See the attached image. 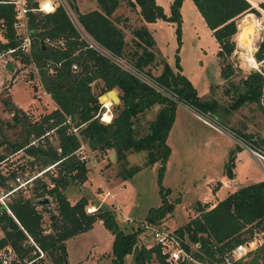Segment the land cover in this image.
<instances>
[{"label":"trees","instance_id":"trees-1","mask_svg":"<svg viewBox=\"0 0 264 264\" xmlns=\"http://www.w3.org/2000/svg\"><path fill=\"white\" fill-rule=\"evenodd\" d=\"M181 1H170L169 14H165L155 0H95L97 7L85 11H79L71 0H66L73 17L62 3H57L52 11L27 12L30 54L17 48L12 55L19 54L21 61L33 63L42 89L48 93L54 106L38 120H29L16 103L6 96L1 99L4 108L11 113L12 122L9 125H20L23 134L13 140L0 139L3 149L0 151V162L6 157L5 153L19 150L24 153L31 170H40L54 162L57 170L54 174L48 170L41 173L47 176L50 185L40 174L32 178L30 194L17 189L9 195L6 204L12 215L0 204V248L10 246L16 264H42L43 258L38 257L33 244H26L28 236L53 264H61L66 256L65 240L90 229L97 220L112 234L111 264H123V257L127 253L132 254L136 264L151 257L159 264L165 263L164 256L156 246L137 245L138 230L125 231L120 228L110 208L95 206L91 211H86L87 200L84 195L71 203L63 189L70 180L81 183L86 178L85 161L75 153L80 141L94 150L113 148L119 160L125 157L127 150L145 149V164L159 160L157 183L160 203L149 207L144 217L158 222L172 210L173 203L166 197L169 189L162 186L161 177L170 152L166 137L174 119L175 107L180 102L204 115L213 113L218 104L215 98H201L198 95L190 79L181 72L177 53L174 58L175 69L163 60L159 73L152 74L149 66L155 61L156 52L150 31L143 23L131 27V36L126 40L125 23L122 22L126 16H120L117 9L124 3L131 9L137 7L143 21L151 22L156 18L173 21L175 38L179 44ZM192 1L217 43L215 54L220 61L219 74L229 81L233 68L228 57L235 48L233 35L239 34L236 17L256 10L248 0ZM26 3L29 7L37 5L36 0H26ZM13 20L12 4L0 2L2 51L15 47L19 41ZM44 37L53 41L61 38L63 44L45 43ZM252 56L256 62L264 60V30ZM71 62L76 63L75 70L70 68ZM49 65L52 70H48ZM95 84H99L98 91L92 89ZM228 85L225 93H231L230 108H237L244 102H255L261 106L264 101V74L260 68L249 71L239 83L229 82ZM110 88L118 90L119 102L112 104L111 119L105 123L99 120L102 109L100 102L105 104L106 93L103 92ZM153 104H157L158 108L148 123V130L138 136L135 119ZM72 126L77 127L76 133L71 131ZM49 128H54L59 151L49 143L47 136H41ZM232 132L247 142L241 134ZM259 142H262L261 138ZM248 146L252 148L254 145ZM240 148L235 144L227 152L223 170L229 178L233 177L235 152ZM260 152L264 153V149H260ZM138 168H128L123 177L127 178ZM15 172L14 169L6 170L5 174L0 171V185L4 190L10 188V179ZM45 194L54 203L52 210L46 207L47 204L37 208L34 203L35 199ZM196 204V213L176 227L175 231L186 239L182 243L185 248L188 249L194 242L198 243V251L194 252L197 258L211 260L224 248L250 235L253 227L264 219V180L239 185L212 206L199 200ZM42 211L48 213L47 231L42 224ZM260 256L264 264V252Z\"/></svg>","mask_w":264,"mask_h":264},{"label":"rangeland","instance_id":"rangeland-1","mask_svg":"<svg viewBox=\"0 0 264 264\" xmlns=\"http://www.w3.org/2000/svg\"><path fill=\"white\" fill-rule=\"evenodd\" d=\"M36 1L38 2V0ZM62 1L67 6L66 0H54L56 4ZM71 1L78 10V3L84 11L90 7V0ZM156 1L161 5L163 12L169 14L171 0ZM42 4L48 8L50 6L49 0L42 1ZM125 7L124 3L118 6L117 12L120 13V16ZM68 11L73 17L69 8ZM249 13L244 12L236 17L239 34L233 35L235 48L228 57L233 68V74L229 81L223 79L219 74L220 61L215 54L216 42L192 0H184L180 6L179 44L175 38L173 21L156 18L147 26L145 25L151 33L155 46L153 49L156 52L155 61L149 66L150 72L152 74L159 73L163 60L172 69H175L174 58L177 53L181 72L190 79L198 95L201 98H215L218 104L213 113L204 115L182 103H177L175 107L174 119L166 137L170 152L161 177L162 186L169 189L166 197L173 203L172 210L160 218V221L169 228H176L192 217L196 213L197 198H209L208 189H210V193L214 194L213 188L220 185L222 180L228 184L227 188H233L248 179L262 178L263 176L259 162L250 154L244 144L251 145V147L254 145L255 147L252 148L256 150L258 148L259 151L264 149V101L261 102V106L255 102H244L233 109L229 107L231 93H225L229 82L239 83L240 79L252 69L260 68L264 74V60L256 62L251 54L262 37V31L254 26V15H258L259 12ZM130 17L132 18L133 15ZM129 25L136 27L140 24L136 22L128 24L125 31L126 40L131 36ZM14 28L18 35L24 31L22 25H16ZM1 40L3 37L0 28ZM2 52L0 50V53ZM4 57H7V61L11 65L10 70L2 67V58ZM99 84L92 86V89L98 91ZM114 89L116 92L118 91L116 88ZM5 96L13 103H18L29 120H38L44 112L52 107L51 98L42 89L35 66L32 62L21 61L19 54L4 53L0 59V139L13 140L20 138L23 130L18 124L9 125L12 122L11 113L1 103V99ZM107 102H110L108 106H106ZM104 103L102 105L100 102L102 107L100 114L102 110L105 112L107 109V112L104 113V119L107 120L110 116L109 112L112 116L111 106L115 103L111 102L110 96L106 94ZM157 108L158 105L153 104L137 115L135 128L138 136L147 132L148 123L154 117ZM199 115L216 126L203 120ZM232 131L241 134L247 139V142L235 136ZM259 138L262 139L261 143ZM48 140L53 144V136ZM235 144L244 149V154L241 153L234 167L237 179L233 182L224 174L223 167L228 150ZM1 150L3 149L0 146ZM146 151L145 149L127 150L125 157L119 160L116 158L113 148L94 150L90 149L84 141H80V146L75 153L85 161L86 178L81 183L70 180L63 189L70 202H74L80 195H84L87 200L86 211L92 210L93 208L88 209L92 206L110 208L120 228L125 231L138 230L137 245L150 243V234L148 230L141 227V223L145 219L147 209L160 203L157 183L159 160L145 164ZM5 155L6 157L0 162V170H10L15 166L23 174L31 170L22 151L5 153ZM134 166L139 168L124 178L128 168ZM56 170L57 167L54 165L48 171L54 174ZM41 177L48 183L49 179L46 175L41 174ZM10 182L12 181L10 180ZM48 185L50 184L48 183ZM31 186L32 183L28 184L23 192L30 194ZM3 191L4 188L0 185V194ZM224 192L221 189L218 195L222 196ZM44 196L49 198L46 207L52 210L53 201L49 195L45 194ZM204 202L210 204L211 200ZM37 208H40L39 204H37ZM42 224L44 230L47 231L49 218L46 211H42ZM109 240L110 232L101 221L97 220L90 229L68 239V259L72 263L77 261V264H111V253H106L110 246ZM93 252L97 253L92 255ZM42 258V264H53L44 253ZM65 258L68 261L66 256ZM123 264H136L131 253L125 254ZM141 264H159V262L151 257Z\"/></svg>","mask_w":264,"mask_h":264},{"label":"built area","instance_id":"built-area-1","mask_svg":"<svg viewBox=\"0 0 264 264\" xmlns=\"http://www.w3.org/2000/svg\"><path fill=\"white\" fill-rule=\"evenodd\" d=\"M44 0H38L37 5L35 7L27 6L26 0H0V2H8L12 4V8L14 11V20L13 26H24V31L21 35H19V41L15 47L7 48L2 53H7L8 55H12V52L15 49H19L21 52L30 54V44H31V37L27 31L26 21H27V12L29 10H38L41 12H48L52 11L55 7V3L53 0H49V8H45L42 4ZM254 26L257 29L263 32L264 30V13H261L255 17L254 19ZM18 35V33H17ZM43 41L48 44L56 43L59 45L63 44L61 38H57L53 41V39L49 37H44ZM7 57L2 58V67L6 64ZM70 68L75 70L77 65L75 62H71ZM48 70H52V66H48ZM110 111V110H109ZM103 112V110H102ZM102 112L99 114V120L102 122H109L111 119V113L109 112V118L107 120L102 119ZM68 120V119H67ZM77 127L72 126L71 131L76 133ZM54 128H49L44 131L41 135L47 136L48 139H51L53 136V145L56 146V150L59 151L60 147L57 145V139L54 133ZM30 142H34L31 140ZM245 147L248 149L250 154H252L256 160L260 164V168L262 170L263 176L262 179L264 180V153L253 150L246 144ZM80 146V144H79ZM79 146L77 148H79ZM76 151V150H75ZM82 159L81 157H79ZM55 163V162H54ZM54 163L46 165L44 168L40 170H32L30 173H22L17 170L16 166L11 168L10 170L14 169L16 172L14 176L10 179V188L4 190L0 194V204L1 206L10 214L12 215L11 211L9 210L6 201L9 195H11L15 190L21 189L22 191L25 190L26 186L31 183L32 178L40 175L45 170H50ZM1 173L5 174L6 171L0 170ZM89 209V208H88ZM94 209V208H93ZM91 211V210H89ZM141 227L148 230L150 234V243L144 244L145 247L156 246L164 257V264H263L261 260L260 254L264 252V219L261 220L258 224H256L250 235H248L243 240L236 242L229 247H226L220 252L219 254H215V258L211 260H201L194 255L195 251H198V243L194 242L190 244L189 248H185L183 246V242L186 241L184 237H181L176 231L175 228H169L166 224L162 223L161 221L154 222L151 220L144 219L141 223ZM28 244L29 242L33 244L34 248L38 251V257L42 256L43 252L41 249L33 242L31 237L28 236ZM0 262L2 264H16L15 254L10 246L6 245L0 248ZM255 262V263H254ZM26 264V263H21Z\"/></svg>","mask_w":264,"mask_h":264},{"label":"crops","instance_id":"crops-1","mask_svg":"<svg viewBox=\"0 0 264 264\" xmlns=\"http://www.w3.org/2000/svg\"><path fill=\"white\" fill-rule=\"evenodd\" d=\"M183 1L184 0H182L181 1V4H180V6L182 5V3H183ZM249 2H250V4H251V6H253V8H255V12H259V14H260V12L261 13H264V0H248ZM53 2H54V0H53ZM155 2L156 3H158L159 4V2H157L156 0H155ZM55 3V5H56V2H54ZM78 3V2H77ZM89 3H90V7L89 8H87L86 10H89V9H92V8H96L97 7V5H96V2H95V0H90L89 1ZM78 5V7H79V11H84V10H82V8L79 6V3L77 4ZM180 6H179V12H180ZM195 6V5H194ZM137 7H135V9H131V8H129V7H125L124 8V10H123V15H122V17L123 16H126V19L123 21L122 20V22H124L125 23V26H124V31H126L127 30V27H128V24H130V23H134V22H136L137 24H145L146 26L150 23V22H147V21H143V20H141L140 19V16H139V14H138V12H137ZM197 10V9H196ZM132 13V14H131ZM165 13V12H164ZM199 13V12H198ZM248 13V12H247ZM250 14V13H249ZM258 14V15H259ZM131 15H133V17L131 18L130 16ZM258 15H254L255 17H257ZM255 17H254V19H255ZM121 22V23H122ZM129 27H132V25H129ZM211 32V31H210ZM126 35V34H125ZM255 48V47H254ZM253 48V49H254ZM216 49H217V43H216ZM252 54V53H251ZM46 93V92H45ZM46 94H48V93H46ZM49 96V95H48ZM51 102H52V107L51 108H53V101H52V99H51ZM179 103V102H178ZM181 104V103H180ZM16 105H19L18 103H16ZM184 105V104H183ZM50 108V109H51ZM50 109H48L47 111H49ZM46 111V112H47ZM245 148V147H244ZM246 149V148H245ZM241 153L242 154H244V149L241 147L239 150H237L236 152H235V159H234V166H233V169H232V172H233V177L231 178V180L233 181V182H235L236 181V179H237V177H236V170L234 169V167H235V165H236V163H237V161L239 160V157H240V155H241ZM260 179H262V178H252V179H248V180H246L244 183H242V184H245V183H248V182H252V181H256V180H260ZM224 183V184H223ZM241 184V185H242ZM227 186H228V184H225V180H222L221 181V184L220 185H218V186H216V187H214L213 188V193L214 194H212V193H210L209 192V190L210 189H208V194L210 195V197L208 198V197H206V198H197L200 202H204V201H206V200H211V203H210V206H212L218 199H220V198H222L226 193H227V191H231V190H233V189H235L236 188V185L235 186H233V188H227ZM238 186V185H237ZM224 188V189H223ZM222 189V191L224 192V190H225V192L223 193V195L222 196H220V195H218L219 193H220V190ZM204 199V200H203ZM72 203V202H71ZM70 238V237H69ZM69 238H67L66 240H65V247H66V257H67V259H68V253H67V241H68V239ZM111 239H112V234L110 233V240H109V242L111 243ZM95 253H97V252H93V254L92 255H95ZM106 253H110V246H109V248L106 250ZM89 256V255H88ZM91 256V255H90ZM108 256H110V255H108ZM77 264L78 262L77 261H75V262H71L69 259H68V264Z\"/></svg>","mask_w":264,"mask_h":264},{"label":"water","instance_id":"water-1","mask_svg":"<svg viewBox=\"0 0 264 264\" xmlns=\"http://www.w3.org/2000/svg\"><path fill=\"white\" fill-rule=\"evenodd\" d=\"M62 5L66 8V10L68 11V7L66 6V4L62 1L61 2ZM69 12V11H68ZM4 68H7V69H11V65L9 62H6V64L4 65ZM105 93L107 95L110 96V100L111 102L113 103H117L119 102V97H118V94L116 92V90L114 88H110L108 90L105 91ZM169 95V94H168ZM180 103V102H179ZM196 112V111H195ZM198 113V112H197ZM200 114V113H199ZM200 116V115H199ZM203 120L207 121L208 123H211L212 125H215L213 122L209 121L208 119L200 116ZM216 126V125H215ZM49 202V198L47 196H43V197H40V198H37L34 200V203L35 204H39V205H42V204H47ZM26 244H28V242L26 241ZM62 264H68V261L66 260V258L64 257V261L62 262Z\"/></svg>","mask_w":264,"mask_h":264},{"label":"bare ground","instance_id":"bare-ground-1","mask_svg":"<svg viewBox=\"0 0 264 264\" xmlns=\"http://www.w3.org/2000/svg\"><path fill=\"white\" fill-rule=\"evenodd\" d=\"M243 42H245V41H243ZM240 43H241V42H240ZM252 62L255 64L254 61H252ZM106 95H107V94H106ZM109 103H110V102H107V103H106V106H108ZM106 112H107V111H105V112L103 111V113H102V119H103V115H104V113H106ZM108 112H109V111H108ZM92 208H94V207H93V206H92V207H89V209H92Z\"/></svg>","mask_w":264,"mask_h":264}]
</instances>
